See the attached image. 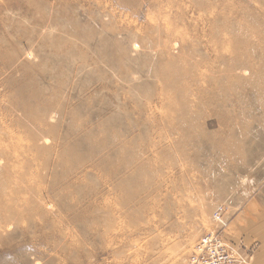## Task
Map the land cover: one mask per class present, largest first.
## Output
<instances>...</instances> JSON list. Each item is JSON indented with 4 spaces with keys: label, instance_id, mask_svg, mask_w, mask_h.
Instances as JSON below:
<instances>
[{
    "label": "rangeland",
    "instance_id": "obj_1",
    "mask_svg": "<svg viewBox=\"0 0 264 264\" xmlns=\"http://www.w3.org/2000/svg\"><path fill=\"white\" fill-rule=\"evenodd\" d=\"M258 206L264 0H0V264H190Z\"/></svg>",
    "mask_w": 264,
    "mask_h": 264
},
{
    "label": "built area",
    "instance_id": "obj_2",
    "mask_svg": "<svg viewBox=\"0 0 264 264\" xmlns=\"http://www.w3.org/2000/svg\"><path fill=\"white\" fill-rule=\"evenodd\" d=\"M215 221L220 229L207 234L199 242L190 256V264H249L247 256L236 244L225 239L227 223L223 213H217Z\"/></svg>",
    "mask_w": 264,
    "mask_h": 264
},
{
    "label": "crops",
    "instance_id": "obj_3",
    "mask_svg": "<svg viewBox=\"0 0 264 264\" xmlns=\"http://www.w3.org/2000/svg\"><path fill=\"white\" fill-rule=\"evenodd\" d=\"M258 207L233 218L227 233L229 241L248 253L251 264H264V207Z\"/></svg>",
    "mask_w": 264,
    "mask_h": 264
},
{
    "label": "bare ground",
    "instance_id": "obj_4",
    "mask_svg": "<svg viewBox=\"0 0 264 264\" xmlns=\"http://www.w3.org/2000/svg\"><path fill=\"white\" fill-rule=\"evenodd\" d=\"M225 214V213H224ZM214 218V217H213ZM213 231V230H212ZM209 234V233H208Z\"/></svg>",
    "mask_w": 264,
    "mask_h": 264
}]
</instances>
